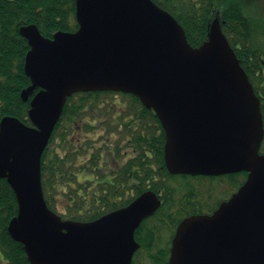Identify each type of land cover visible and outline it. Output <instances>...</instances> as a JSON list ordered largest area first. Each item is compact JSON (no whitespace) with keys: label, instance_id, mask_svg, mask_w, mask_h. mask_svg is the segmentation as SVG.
I'll list each match as a JSON object with an SVG mask.
<instances>
[{"label":"water","instance_id":"water-1","mask_svg":"<svg viewBox=\"0 0 264 264\" xmlns=\"http://www.w3.org/2000/svg\"><path fill=\"white\" fill-rule=\"evenodd\" d=\"M75 32L44 38L34 24L24 72L31 126L0 120V179L14 192L7 226L30 264H132L134 233L160 201L150 191L90 222L62 220L45 202L41 158L67 98L79 92L136 96L166 135L172 174L247 173L238 191L211 216L181 221L167 264H264V155L260 101L218 20L191 47L183 28L152 0H76ZM39 89L37 93L34 91Z\"/></svg>","mask_w":264,"mask_h":264},{"label":"trees","instance_id":"trees-1","mask_svg":"<svg viewBox=\"0 0 264 264\" xmlns=\"http://www.w3.org/2000/svg\"><path fill=\"white\" fill-rule=\"evenodd\" d=\"M75 1L0 0V120L11 116L31 126L28 117L31 98L23 102L20 97L30 85L24 72L29 46L19 29L34 24L41 36L48 39L59 31L74 32L78 29ZM152 1L175 18L193 48L207 41L215 19L223 34L222 21H227L229 9L235 8V15L243 11L242 0ZM244 72L253 85L250 72ZM116 98L120 100L117 103ZM260 110L264 131V98ZM124 142L131 148L138 145V189L130 198L126 197L124 186L128 180L132 184L135 160L122 162ZM165 144L166 135L159 119L135 96L113 91L72 95L41 158V182L48 208L63 220L90 222L127 206L146 191L156 193L161 189L167 194L172 175L164 161ZM260 153L264 154V134ZM127 170L128 179L123 176ZM235 176L238 187L244 182L245 173ZM164 206L165 202L135 231L139 249L132 264L167 263L175 225L185 215ZM17 209L13 190L5 179H0V264H30L23 246L7 231ZM153 219L158 220L155 228ZM155 255L159 256L156 260Z\"/></svg>","mask_w":264,"mask_h":264},{"label":"flooded vegetation","instance_id":"flooded-vegetation-1","mask_svg":"<svg viewBox=\"0 0 264 264\" xmlns=\"http://www.w3.org/2000/svg\"><path fill=\"white\" fill-rule=\"evenodd\" d=\"M241 2L243 7L241 14L235 15V8L229 9L226 13L227 21H222L224 26L222 32L238 63L245 71L250 72L253 85H255L254 91L261 101L264 98V0H242ZM123 145L125 149L122 153V162H127L131 158L135 160H132L134 161L132 184H128V180L127 185L124 186L126 197L130 198L136 194L138 189V145L133 148L127 142H124ZM116 172V169L112 172L114 173L112 178H115ZM129 173L130 171L127 170L123 176L128 179ZM171 175L168 193H162L161 189L153 193L159 199L160 205L165 202V209L185 215L175 225L173 236L179 223L184 218L193 215H213L223 202L228 201L236 193L247 177V174H245L244 182L236 187L234 173L219 176ZM162 197H165V199L162 200ZM157 223V219L152 220L154 228ZM172 238L168 254H170ZM157 253L160 254L161 251ZM158 258L159 256L155 255L153 259Z\"/></svg>","mask_w":264,"mask_h":264},{"label":"rangeland","instance_id":"rangeland-1","mask_svg":"<svg viewBox=\"0 0 264 264\" xmlns=\"http://www.w3.org/2000/svg\"><path fill=\"white\" fill-rule=\"evenodd\" d=\"M114 101L117 103V102L120 101V100H119V98H116V99H114ZM97 135H98V134H97ZM92 138H94V136H93ZM58 211H59V209H58Z\"/></svg>","mask_w":264,"mask_h":264}]
</instances>
